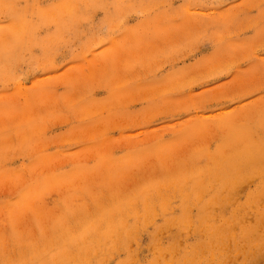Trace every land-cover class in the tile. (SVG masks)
<instances>
[{"label": "rangeland", "instance_id": "rangeland-1", "mask_svg": "<svg viewBox=\"0 0 264 264\" xmlns=\"http://www.w3.org/2000/svg\"><path fill=\"white\" fill-rule=\"evenodd\" d=\"M262 52L264 0H0V264H158L162 245L166 264H179L184 241L211 247L199 212L235 234L255 226L264 199L245 200L261 179L223 206L209 177L236 133L264 138ZM194 177L206 193L190 220L162 188L163 214H125L129 236L116 247L63 258L117 200Z\"/></svg>", "mask_w": 264, "mask_h": 264}, {"label": "bare ground", "instance_id": "bare-ground-1", "mask_svg": "<svg viewBox=\"0 0 264 264\" xmlns=\"http://www.w3.org/2000/svg\"><path fill=\"white\" fill-rule=\"evenodd\" d=\"M262 123H264V117L259 121L257 128H259ZM251 132L252 131L247 128L245 129V132L240 134L236 133L235 139L237 142L231 140L232 143H227V147L231 148V150L228 152H219L216 155V160L209 177L212 192L211 203L226 206L227 202L231 200L229 197L236 194V188L239 186L238 184L256 179H261V182L256 185L253 190L247 192L245 203L252 206L253 204L256 205L263 201L264 138L261 139L262 135L256 139L251 135ZM162 188L165 189L166 194L168 192L171 193L172 190L180 196L182 200L181 219L185 221L192 218V207L196 206L198 202H201L202 194L206 193L200 178L197 179V177H194L192 185L182 183L181 180L177 182L170 181L164 182L160 188H151L146 192L137 193L133 203H130L129 206L124 205L122 200H117L114 202L115 204L108 209V212L105 215H102L100 216V219L98 218V220L96 219L89 223L90 227L81 237L71 239L70 245L64 248L65 254L63 258L68 260L70 257L75 256L73 250V247L75 246L79 247L78 253L81 256L94 251L93 255L99 257L105 251L116 247V244H119L129 236V232L125 229V222L121 221L125 214L132 213L136 220L139 218H151V216L156 213L154 210H157V208H160L163 214L164 208L158 205L165 204V198L160 194L163 191ZM153 189L158 190L154 191ZM245 203L244 206H238V210H241L243 207L245 208ZM137 204H140L141 212L144 211L147 212V214H138L139 211L137 210ZM28 205V202L25 201L24 207H28ZM29 208L32 209L33 206L29 205ZM198 215L199 216L196 217V219L200 224L194 225L196 229L210 223L209 226L211 227V230L205 232L210 236L207 242L211 247L202 246L200 242H197L196 244H187L184 241L182 257L179 259V264H227L228 258H231L232 260L235 259L233 258V254L236 255L242 248L246 249L245 252L249 256L248 258H245V262L241 263L264 264V254H259L257 251L260 248V245L264 246V229L260 231L258 228L261 221H263L262 219H264V208L263 211L258 214L259 216L256 215L260 219L257 218L259 221L255 226L244 225L242 229L239 228L240 230H237V234L231 232L228 223L219 216H214V213H211L209 220H205L204 214L200 212ZM242 215L243 214L235 213L229 219L232 221ZM170 221L174 220L168 219V222L165 224V227L161 229V232L169 230L168 226H171ZM158 231H160V229ZM56 239L57 237H53V239H50L49 241L53 243ZM223 239L225 241H223ZM228 242L231 245V252L233 253L231 255H226L225 249L223 250V245ZM168 251H170L168 246L162 245L160 248H155V254L159 256L158 264H166L165 254L168 253ZM255 251L256 254H254ZM51 263L59 264V261L58 259L53 258ZM38 264L43 263L39 260ZM121 264L143 263L141 260L134 259V256H132L130 260ZM147 264H151V262Z\"/></svg>", "mask_w": 264, "mask_h": 264}, {"label": "snow or ice", "instance_id": "snow-or-ice-1", "mask_svg": "<svg viewBox=\"0 0 264 264\" xmlns=\"http://www.w3.org/2000/svg\"><path fill=\"white\" fill-rule=\"evenodd\" d=\"M262 55H264V52H262ZM262 94H264V93H262Z\"/></svg>", "mask_w": 264, "mask_h": 264}]
</instances>
